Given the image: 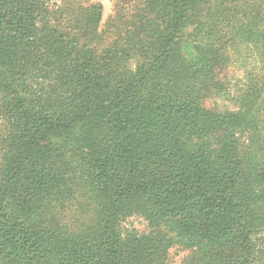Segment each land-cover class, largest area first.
I'll list each match as a JSON object with an SVG mask.
<instances>
[{
	"label": "trees",
	"instance_id": "1",
	"mask_svg": "<svg viewBox=\"0 0 264 264\" xmlns=\"http://www.w3.org/2000/svg\"><path fill=\"white\" fill-rule=\"evenodd\" d=\"M103 15L0 0V264H264V0Z\"/></svg>",
	"mask_w": 264,
	"mask_h": 264
},
{
	"label": "rangeland",
	"instance_id": "2",
	"mask_svg": "<svg viewBox=\"0 0 264 264\" xmlns=\"http://www.w3.org/2000/svg\"><path fill=\"white\" fill-rule=\"evenodd\" d=\"M101 2L104 6V15H103V23H106L109 18L113 15V9H114V4L117 0H98ZM237 77L238 73L236 72L235 69H231L228 71V75L223 77L226 79L227 82H229L232 78ZM234 82V80H233ZM227 96L224 97L222 96H212L207 102L206 106L211 108V109H218L222 108V106L225 105V107L231 108V104L228 101ZM124 229L126 230H135L138 233H147L148 232V224L147 222L142 219L139 216H134L131 218L126 219L123 224ZM189 255L188 251H184L180 248H174L171 250V256H170V264H182L184 259Z\"/></svg>",
	"mask_w": 264,
	"mask_h": 264
}]
</instances>
